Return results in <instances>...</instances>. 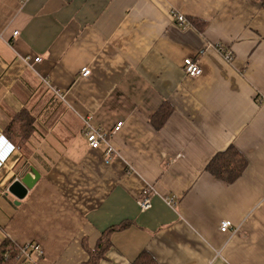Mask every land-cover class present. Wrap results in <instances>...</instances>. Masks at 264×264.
<instances>
[{
    "label": "crops",
    "instance_id": "0c3cea01",
    "mask_svg": "<svg viewBox=\"0 0 264 264\" xmlns=\"http://www.w3.org/2000/svg\"><path fill=\"white\" fill-rule=\"evenodd\" d=\"M187 59L200 76L186 74ZM87 117L106 130L124 122L119 158L89 148ZM13 125L25 141L0 178L11 200L0 246L33 242L44 251L38 264H85L108 234L98 264H264L258 0H0V129ZM232 146L248 165L228 183L207 167ZM32 170L40 178L17 206L7 189ZM147 183L156 194L145 211Z\"/></svg>",
    "mask_w": 264,
    "mask_h": 264
},
{
    "label": "built area",
    "instance_id": "2783aa9c",
    "mask_svg": "<svg viewBox=\"0 0 264 264\" xmlns=\"http://www.w3.org/2000/svg\"><path fill=\"white\" fill-rule=\"evenodd\" d=\"M172 17L176 24L183 29H187L191 25L187 18L182 14L173 13ZM17 34L18 33H14V35ZM219 51L223 54L225 60L231 61L233 59V53L225 51L222 48H219ZM34 61L40 62L41 58H35ZM184 68L189 76L197 77L202 74V68L192 59L185 60ZM90 75L91 70L89 68L85 67L81 70V76L83 78H88ZM260 101L262 100L260 99ZM123 125L124 122L120 121L116 123L112 130H106L100 126H95L92 123L91 118L87 117L83 119L82 133L86 138L89 148L95 151H102L106 162L109 163L114 158L120 157V153L114 146L113 139L114 136L120 132ZM19 151L20 148L11 144L6 138L4 131L0 129V178L3 177L4 172H11L12 168L10 164L11 162L14 164L18 162ZM1 183L2 180H0V184ZM154 194H156L155 186L147 183L143 189L142 197L139 200V206L142 210L146 211L152 207L151 196ZM165 202L168 206H174L175 204L174 199L171 198L165 199ZM231 228L232 223L230 221H223L220 224V230L223 233L229 232ZM43 257L44 251L37 243L30 242L18 248L17 259L20 264H38ZM5 258L7 259L8 256L6 255Z\"/></svg>",
    "mask_w": 264,
    "mask_h": 264
},
{
    "label": "trees",
    "instance_id": "16d2710c",
    "mask_svg": "<svg viewBox=\"0 0 264 264\" xmlns=\"http://www.w3.org/2000/svg\"><path fill=\"white\" fill-rule=\"evenodd\" d=\"M264 9V0H258ZM196 26L202 28L204 24L196 22ZM171 110L168 109L161 114V125L171 115ZM6 138L11 144L22 149L24 144V136L21 130L13 125L10 130L5 132ZM248 162L245 157L235 148L230 147L223 152H219L211 160L207 167V171L213 174L216 178L233 183L240 178L247 168ZM122 227V226H121ZM114 229V228H113ZM112 229V230H113ZM108 234L104 235L97 246V249L88 252L90 260L85 264H98L105 257L108 249L111 247ZM18 247L10 240L6 239L0 246V264H20L17 259ZM8 256L6 259L5 256ZM150 262L154 261L151 259Z\"/></svg>",
    "mask_w": 264,
    "mask_h": 264
},
{
    "label": "water",
    "instance_id": "95a60500",
    "mask_svg": "<svg viewBox=\"0 0 264 264\" xmlns=\"http://www.w3.org/2000/svg\"><path fill=\"white\" fill-rule=\"evenodd\" d=\"M40 176L35 170L32 173L26 174L20 180H15L8 188V193L13 196L16 201L15 205H20L21 202L27 197L29 191L38 182Z\"/></svg>",
    "mask_w": 264,
    "mask_h": 264
},
{
    "label": "rangeland",
    "instance_id": "374dc122",
    "mask_svg": "<svg viewBox=\"0 0 264 264\" xmlns=\"http://www.w3.org/2000/svg\"><path fill=\"white\" fill-rule=\"evenodd\" d=\"M219 48H221L220 46H219ZM218 48V49H219ZM224 50V49H223ZM230 53H232L231 51H229ZM221 53V52H220ZM222 56H223V54H222ZM227 61V60H226ZM227 62H232V60L231 61H227ZM184 70H185V72H186V74L188 75V73H187V71H186V69L184 68ZM81 73V72H80ZM54 90H55V92H57V93H59L58 92V90H56V88H53ZM84 119V118H83ZM83 119H82V122H83ZM82 130H83V128H82ZM87 142V141H86ZM120 153V152H119ZM121 155V154H120ZM117 158H119V157H117ZM115 159V158H114ZM106 161V160H105ZM113 161V160H112ZM111 162V161H110ZM109 162V163H110ZM131 168V170L133 169L132 167H130ZM11 171H13V169L11 170ZM14 179L11 181V183H10V185L15 181V180H20V179H18L17 177H13ZM9 185V186H10ZM142 194H143V192H142ZM4 195H5V193L0 189V214H1V212H2V208L3 207H5V206H7V204H10V202H11V200H9V199H6V198H4ZM3 197V198H2ZM11 198V197H10ZM7 203V204H6ZM1 216V215H0ZM19 248V247H18Z\"/></svg>",
    "mask_w": 264,
    "mask_h": 264
}]
</instances>
